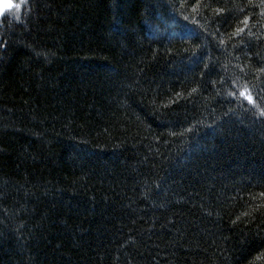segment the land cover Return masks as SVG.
Here are the masks:
<instances>
[{"label":"trees","instance_id":"trees-1","mask_svg":"<svg viewBox=\"0 0 264 264\" xmlns=\"http://www.w3.org/2000/svg\"><path fill=\"white\" fill-rule=\"evenodd\" d=\"M12 4L0 264H264V0Z\"/></svg>","mask_w":264,"mask_h":264},{"label":"snow or ice","instance_id":"snow-or-ice-1","mask_svg":"<svg viewBox=\"0 0 264 264\" xmlns=\"http://www.w3.org/2000/svg\"><path fill=\"white\" fill-rule=\"evenodd\" d=\"M15 7L16 8H20L21 5L20 4H16ZM185 19H187V17H185ZM245 23H247V21H245ZM242 31H244V29H242V28L237 29L238 33L242 32ZM221 42L223 43V41H221ZM262 71H264V69H262ZM193 91H195V89ZM240 95L245 97L249 101V103H253V99H252V97L250 95H246L245 92H241ZM260 115L264 116V110H261ZM261 196H264V193H261ZM243 215H248V213H243ZM238 219H239V217H237V220ZM233 223H235V221H233Z\"/></svg>","mask_w":264,"mask_h":264},{"label":"rangeland","instance_id":"rangeland-1","mask_svg":"<svg viewBox=\"0 0 264 264\" xmlns=\"http://www.w3.org/2000/svg\"><path fill=\"white\" fill-rule=\"evenodd\" d=\"M12 6H13L12 0H0V16L6 10H10Z\"/></svg>","mask_w":264,"mask_h":264}]
</instances>
